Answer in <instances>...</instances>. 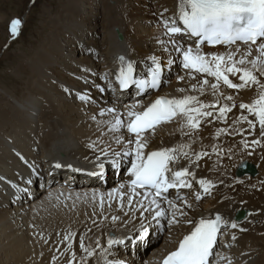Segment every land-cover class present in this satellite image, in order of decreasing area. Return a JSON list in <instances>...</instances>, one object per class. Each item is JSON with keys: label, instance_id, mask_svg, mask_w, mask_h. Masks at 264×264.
Instances as JSON below:
<instances>
[{"label": "snow or ice", "instance_id": "6c2138e0", "mask_svg": "<svg viewBox=\"0 0 264 264\" xmlns=\"http://www.w3.org/2000/svg\"><path fill=\"white\" fill-rule=\"evenodd\" d=\"M168 12L170 9L165 8L158 14L157 25L162 29L157 37L159 54L153 53L142 61L118 57L115 82L108 73L99 77L106 86L90 81L86 75L81 77L85 88L77 93V98L92 106L94 114L89 119L95 124V139L86 144L92 155L85 159L93 165L87 175L103 179L110 167L114 175L123 178L106 191L93 189L90 194L83 193L85 202L93 209L90 215L85 214L91 227L81 221L83 233L64 232L56 247L59 256L53 254L51 264L61 256L66 264H127L125 259L118 258L120 246L138 244L153 230L171 231L180 225H188L190 230L160 264H232V258L222 251L231 247L223 236L228 229H247L219 212L198 219L190 215L194 203L203 199L202 193L210 194L217 187L211 178H197L201 160L210 153L203 146L196 151L193 145L200 139L202 124H227L229 114L238 107L240 114L231 125L217 128L215 138L222 134L239 135L246 150L264 147V0H176L175 11L165 15ZM21 23L19 19L11 21L12 37L19 34ZM205 47L216 50L205 51ZM174 69L180 70L176 80L185 82V86L176 88L175 95L160 94L145 104L141 97L170 85ZM89 71L85 69L86 73ZM92 88L97 93L111 91V106H102L90 91ZM133 88L134 102L119 103L117 91L123 93ZM253 89L254 98L238 105L237 96L230 91L239 94L241 90ZM165 124H175L170 134L179 133L182 139L173 146L149 150L157 129ZM241 124L247 128L240 127ZM257 127L259 137L246 139L245 133L253 136ZM231 151L229 148L228 152ZM211 153L217 155L219 163L222 150L212 145ZM54 167L59 169L63 165L56 163ZM32 171L36 174L35 168ZM8 183L19 192L28 191ZM25 183L33 181L29 178ZM218 183L223 185L224 181ZM121 230H127V234L117 236ZM77 236L79 256L74 247ZM102 237H106V245ZM230 239H237L235 233ZM59 245H65L62 252Z\"/></svg>", "mask_w": 264, "mask_h": 264}, {"label": "bare ground", "instance_id": "6f19581e", "mask_svg": "<svg viewBox=\"0 0 264 264\" xmlns=\"http://www.w3.org/2000/svg\"><path fill=\"white\" fill-rule=\"evenodd\" d=\"M105 1L113 8L107 10L103 6L97 8V5L94 10L92 0H68L60 14L61 20L52 26L35 51L26 52L29 55V73L24 81L25 90L19 97L16 94L8 97L12 102V122L9 127L4 124L0 126V177L3 178L0 180V264H51L53 254L59 256L56 247L64 232L72 230L83 233L85 227L81 221L91 227L85 214L90 215L93 209L85 202L83 193L90 194L93 189L106 191L123 178V175L115 178L112 170L106 171V178L102 181L68 170H56L53 178L62 182L66 180L67 184L55 182L41 185L42 177L37 184L36 176L31 191L22 197L17 189L13 192L15 188L8 183L11 181L18 185L20 182V185H25L26 175L33 173V168L36 174L43 171L48 174L50 168H46L45 157L90 158L92 154L86 144L90 139H95V124L89 119L94 113L92 106L85 105L77 98V93L85 88L81 77L86 75L90 81L105 85L106 82L99 77L105 73L115 75L113 70L118 69V57L142 61L153 53H160L157 37L161 36L162 29L157 25L158 14L167 8L170 12L165 15H170L171 11H175L176 0ZM209 50L216 49L205 47V51ZM85 69L90 71L86 73ZM179 71L173 70L170 85L165 84L158 92L141 97L144 103L160 94L175 95L176 88L184 87L185 82L176 80V72ZM90 91L93 93V88ZM230 91L237 96V105L250 102L255 95L254 89L241 90L239 94ZM119 97L121 104L134 102V98ZM94 98L102 106H111L114 96L100 95ZM240 111L238 107L234 109L229 114L227 124L222 121L202 124L200 139L193 148L200 151L203 146L210 156L201 160L197 178H211L217 187L210 194L202 193L203 199L194 203L190 215L198 219L201 215L219 212L226 219L233 220L237 210L246 208V216L236 221L247 231L241 232L239 227L228 229L223 240L231 247L222 251L232 258V264H264V249L258 246L259 242L264 241V235L260 234L264 226V191L258 190L264 175L258 182L257 173L240 175L236 174L235 169V176H239L235 178L224 164L233 162L236 152H241L242 157L247 156L249 149L243 148L241 138L230 140L225 134L215 138L216 129L231 125ZM244 126L247 127L246 124L240 125ZM6 127L8 130H4ZM175 127V124H165L158 128L149 150L178 143L182 139L179 133L170 134ZM234 127L229 131L232 132ZM212 145L222 150L219 163L217 155L211 153ZM229 148L232 149L230 153ZM225 154L227 156L223 157ZM247 175L255 177L251 179ZM219 180H223L224 184L220 185ZM187 192L184 190V193ZM78 194L80 199H77ZM225 197L230 199L226 200ZM189 230L188 225H180L171 231L165 228L163 232H155L154 236L151 231L142 242L128 244L140 257L139 260L132 259L131 263L154 264L156 256H164L174 250ZM93 231L100 235L98 230ZM232 233L237 236L235 241L230 239ZM126 234L127 230L116 233L117 236ZM150 239L153 246L146 253L143 243ZM45 240L48 242L45 243ZM78 241L79 236L74 245L79 256ZM102 243L106 245V237H102ZM59 247L62 252L65 245ZM120 256L129 264L124 251ZM55 264H66L65 257L61 256Z\"/></svg>", "mask_w": 264, "mask_h": 264}, {"label": "rangeland", "instance_id": "374dc122", "mask_svg": "<svg viewBox=\"0 0 264 264\" xmlns=\"http://www.w3.org/2000/svg\"><path fill=\"white\" fill-rule=\"evenodd\" d=\"M68 0H0V126L11 125L12 102L8 98L10 95L19 97L25 90L24 81L29 73L28 52L37 49L40 41L45 39L52 26L61 20V12L66 8ZM94 10L105 8L107 10L113 7L107 5L105 0H92ZM96 6V7H95ZM13 19H19L21 23L20 32L16 37L10 33V23ZM27 52V53H26ZM5 92V94H4ZM246 113V112H245ZM247 114V113H246ZM252 118V117H250ZM217 122V121H216ZM215 121L213 123H216ZM243 128H247L244 126ZM8 130V128H4ZM259 128L254 133V138L259 137ZM230 140L241 138L239 135L228 136ZM252 137V136H251ZM246 139L252 140L249 136ZM252 151V149H249ZM264 147L256 146L252 154L242 157L241 152L235 153V159L230 164H224L227 170L234 174L236 167L244 160L252 163L256 169L260 182L264 175ZM247 152V151H246ZM227 155H223L226 157ZM82 160V158H79ZM253 179L255 176H249ZM238 178L239 176H235ZM264 176L262 177V181ZM19 181V178L17 177ZM20 183V182H19ZM264 184L258 187V190L264 191ZM16 189L13 191L15 192ZM260 234L264 235V226ZM258 232V231H257ZM259 234V233H258ZM259 247L264 249V241L259 242Z\"/></svg>", "mask_w": 264, "mask_h": 264}, {"label": "water", "instance_id": "95a60500", "mask_svg": "<svg viewBox=\"0 0 264 264\" xmlns=\"http://www.w3.org/2000/svg\"><path fill=\"white\" fill-rule=\"evenodd\" d=\"M256 173H257L256 167L252 163H250V162H248L246 160L242 161L239 164L238 168H236V174H240V175H242V174L255 175ZM246 211H247L246 208H242L240 210H237L235 212L233 218L235 220H237V221L242 220L246 216Z\"/></svg>", "mask_w": 264, "mask_h": 264}]
</instances>
